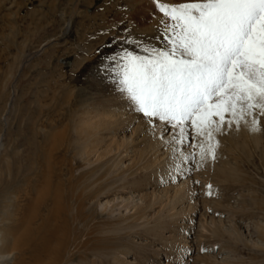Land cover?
I'll list each match as a JSON object with an SVG mask.
<instances>
[{"label": "rangeland", "instance_id": "374dc122", "mask_svg": "<svg viewBox=\"0 0 264 264\" xmlns=\"http://www.w3.org/2000/svg\"><path fill=\"white\" fill-rule=\"evenodd\" d=\"M160 19L153 0H0V264L34 208L69 264H264V117L173 153L110 71L168 47Z\"/></svg>", "mask_w": 264, "mask_h": 264}, {"label": "snow or ice", "instance_id": "6c2138e0", "mask_svg": "<svg viewBox=\"0 0 264 264\" xmlns=\"http://www.w3.org/2000/svg\"><path fill=\"white\" fill-rule=\"evenodd\" d=\"M153 3L168 47L145 48L143 56L124 50L109 58L119 90L134 110L160 129L159 138L173 153L180 151L173 145L192 146V130L213 141L214 132L238 128L248 118L257 130L264 117V0ZM217 144L207 150L212 158Z\"/></svg>", "mask_w": 264, "mask_h": 264}, {"label": "bare ground", "instance_id": "6f19581e", "mask_svg": "<svg viewBox=\"0 0 264 264\" xmlns=\"http://www.w3.org/2000/svg\"><path fill=\"white\" fill-rule=\"evenodd\" d=\"M109 107H110V105H109ZM249 120H250L249 122H252L250 118H249ZM99 123H101V122H99ZM248 124H247V126H248ZM250 124H252V123H250ZM247 126L246 127L244 126L245 129H247ZM157 130H158V136H157L158 141H160L162 144H166L165 142H162L161 139L159 138V136L161 134L160 129L157 128ZM248 130H250L249 135H256V133H259V131L257 132L256 130L255 131L253 130V126L250 127ZM247 133H248V131H247ZM164 135L167 136V138L169 140L171 139L170 133H164ZM158 141L156 142V144H154L155 147H157L156 145H159ZM167 146L168 145H166V147ZM178 147H179V145H178ZM158 157H160V156H158ZM185 181L179 185L180 191L183 190V188L185 187V185H186ZM41 198L42 199L46 198V194L43 193L41 195ZM41 201H43V200H41ZM41 201H40V203H42ZM34 206H33V208H34ZM38 212L39 211H37V209L34 208L32 210V213H30V215L27 217V219H24V221H22V223L20 222L21 225L19 224V226H21L23 228L21 233L20 234L17 233V231H19V229H21V228L16 227L15 229H13L14 233L12 232L13 234L11 236V241H8L6 239V241L4 242V244H8V245L10 244V246H11L10 247L11 248L10 254L12 255V260H14L16 262L19 261L20 264H25V262H26L25 259L27 257V258H29L31 264H69L70 259L69 260L64 259L67 255H70V251H69L70 242H69L68 237L65 234L64 235L58 234V229H56V226H51L49 224V221L44 220V219L41 220L40 214ZM54 214L55 213H51L50 216H53ZM38 221H39V223H38ZM10 228L12 229L13 227H10ZM16 233L19 234V236L16 237V235H15ZM4 244H3V246H5ZM5 248H7V247H5Z\"/></svg>", "mask_w": 264, "mask_h": 264}]
</instances>
